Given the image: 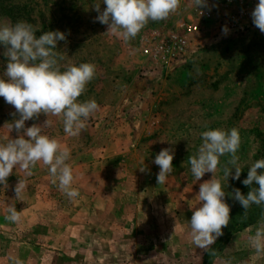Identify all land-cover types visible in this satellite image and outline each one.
<instances>
[{"label": "rangeland", "instance_id": "374dc122", "mask_svg": "<svg viewBox=\"0 0 264 264\" xmlns=\"http://www.w3.org/2000/svg\"><path fill=\"white\" fill-rule=\"evenodd\" d=\"M3 1L15 10L12 17L0 15V22L25 20L41 29L37 36L66 34L57 47L62 71L80 63L96 65V76L79 99H95L99 110L77 137L65 134L62 117L40 114L26 121V127L52 122L43 134L71 149L68 163L80 195L67 197L42 162L31 176L14 169L7 186L0 185V264H264V254L249 241L264 216L244 226V216L232 210L241 204L233 198L237 181L231 176L225 197L230 223L210 246L214 252L194 246L188 225L202 206L200 185L213 178L207 173L196 181L188 163L203 143L201 133L239 129L240 179L247 177L264 141V85L263 94L258 92L264 80V33L252 19L259 1L244 0L242 9L239 3L218 1L213 19L199 22L200 32L188 38L184 58L165 66L149 61L143 50L170 34L181 36L182 22L196 23L194 0H181L176 13L150 21L128 42L96 20L106 9L101 2L98 13L97 0ZM246 8L247 16L238 13ZM9 47L0 43V78ZM14 113L0 97V143L18 138L7 125L19 119ZM165 148L174 152L173 171L158 185L154 160ZM229 159L222 157L221 165ZM222 176L218 168L214 178ZM19 180L26 189L17 199ZM9 204L22 211L18 223L5 218Z\"/></svg>", "mask_w": 264, "mask_h": 264}, {"label": "clouds", "instance_id": "9594fccd", "mask_svg": "<svg viewBox=\"0 0 264 264\" xmlns=\"http://www.w3.org/2000/svg\"><path fill=\"white\" fill-rule=\"evenodd\" d=\"M106 9L100 13V3ZM198 8L207 5V0H194ZM181 0H97L95 10L100 13L96 20L108 26V32L128 42L134 39L151 22L166 20L176 13ZM254 25L264 33V0H259L252 13ZM227 27L223 29L228 33ZM41 29L25 20L16 23L0 22V43L10 45L6 52L7 65L4 77L0 78V97L14 106L19 119L7 123L11 131L18 133V138L0 143V185L7 186V180L14 169H24L28 176L31 169L42 162L48 166L53 183L58 181L59 189L70 199L80 193L73 188L75 176L68 161L71 149L58 139L43 134V128L51 125L46 120L43 127L33 124L26 127V121L38 118L40 114L62 117L64 132L70 137H77L87 127V121L99 110L95 99L80 100L87 85L95 78L97 67L93 63H80L61 70L63 57L57 50L66 34L59 30L48 31L37 36ZM23 130V134L21 133ZM202 145L198 153L189 157L191 173L196 181L205 174L212 173L213 178L200 185L197 195L201 207L193 212L190 222V238L196 248L213 251L210 247L223 235L222 229L230 223V206L226 203L229 177L239 181L242 173L238 155L241 136L239 129H215L201 133ZM230 159L223 166L221 158ZM174 152L165 148L156 155L154 163L160 172L157 183L167 182L173 171ZM223 173L221 178H214L217 170ZM233 169L235 174L233 175ZM264 158L257 160L249 169L247 178L242 181L250 187L247 195L235 189L234 200L245 209V214L253 206H264ZM143 168L141 171H144ZM226 180L225 185L223 181ZM26 189L24 181L19 180L15 189L17 199ZM22 211L15 205L7 207L6 219L12 223L21 220ZM255 252L264 254V218L258 223L254 235L249 237ZM225 264H232L227 260Z\"/></svg>", "mask_w": 264, "mask_h": 264}, {"label": "built area", "instance_id": "2783aa9c", "mask_svg": "<svg viewBox=\"0 0 264 264\" xmlns=\"http://www.w3.org/2000/svg\"><path fill=\"white\" fill-rule=\"evenodd\" d=\"M219 2L222 3H239V6L242 9L244 0H207L206 6H202L194 10L193 16L197 19V22H182L179 25L181 30V36L176 34H170L167 38L162 40L160 43L154 45H148L143 50V55L151 62L155 64H161L162 66L167 65L173 61L184 58L187 53L189 41L188 38L193 37L194 35L200 32L199 22L208 23L213 19L215 13V6ZM251 1V0H250ZM210 5V6H208ZM239 14L247 16L249 14V9L238 11ZM237 17V16H236ZM236 19V18H234ZM230 24V23H229ZM231 28H234L236 24L234 21L230 24Z\"/></svg>", "mask_w": 264, "mask_h": 264}, {"label": "trees", "instance_id": "16d2710c", "mask_svg": "<svg viewBox=\"0 0 264 264\" xmlns=\"http://www.w3.org/2000/svg\"><path fill=\"white\" fill-rule=\"evenodd\" d=\"M14 7L13 6H8L6 5V2L3 0H0V15H4L7 17H12V14L14 12ZM264 85V80L258 84V92L259 95L263 94L261 93V86ZM263 92V90H262ZM261 158H264V141L261 143L257 156L255 158V162ZM264 169L258 170V172H262ZM247 177H244L237 181L235 184V189H239L242 194L247 195L248 192L250 191V187L245 186L242 181L246 179ZM241 207V208H240ZM234 212H238L239 215H243V221L247 222V224H244V226H249L253 224L255 221H257L258 218L264 216V206H255L253 205L245 214V209L242 206H238L237 204L232 208ZM242 213V214H241Z\"/></svg>", "mask_w": 264, "mask_h": 264}, {"label": "crops", "instance_id": "0c3cea01", "mask_svg": "<svg viewBox=\"0 0 264 264\" xmlns=\"http://www.w3.org/2000/svg\"><path fill=\"white\" fill-rule=\"evenodd\" d=\"M257 1H259V0H257Z\"/></svg>", "mask_w": 264, "mask_h": 264}]
</instances>
